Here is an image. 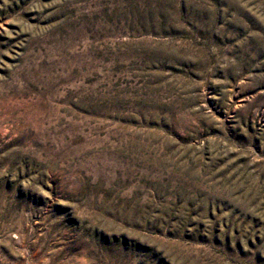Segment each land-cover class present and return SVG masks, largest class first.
I'll list each match as a JSON object with an SVG mask.
<instances>
[{
    "label": "rangeland",
    "instance_id": "374dc122",
    "mask_svg": "<svg viewBox=\"0 0 264 264\" xmlns=\"http://www.w3.org/2000/svg\"><path fill=\"white\" fill-rule=\"evenodd\" d=\"M0 264H264V0H0Z\"/></svg>",
    "mask_w": 264,
    "mask_h": 264
}]
</instances>
